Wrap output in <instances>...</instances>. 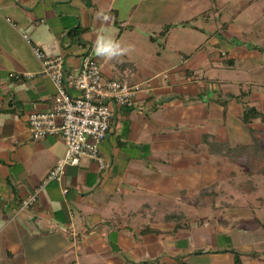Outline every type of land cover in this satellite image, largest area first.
Here are the masks:
<instances>
[{"label":"crops","instance_id":"0c3cea01","mask_svg":"<svg viewBox=\"0 0 264 264\" xmlns=\"http://www.w3.org/2000/svg\"><path fill=\"white\" fill-rule=\"evenodd\" d=\"M239 1L250 4L238 8ZM256 1L0 0V264H188L189 253H198L190 244H202L195 229L211 213L199 207L203 197L220 209L221 160L242 163L248 184L264 175L247 169L254 156L262 159L264 122L240 118L244 105L264 112V4ZM76 28L71 37L67 31ZM24 33L47 55L63 56L65 76L89 53L104 78L140 84L133 106L114 107L99 146L105 169L82 158L60 180L43 183L65 145L58 136L29 133V113L51 105L54 87ZM98 34L131 51L111 60L97 56ZM216 68L241 77L222 78ZM11 72L33 76L16 80ZM232 81L237 90L222 91ZM229 131L236 139L227 140ZM207 141L248 153L231 161L210 152ZM37 189L35 202L22 207ZM217 220L204 232L208 244L224 232ZM241 220L234 222L263 229L257 220Z\"/></svg>","mask_w":264,"mask_h":264},{"label":"built area","instance_id":"2783aa9c","mask_svg":"<svg viewBox=\"0 0 264 264\" xmlns=\"http://www.w3.org/2000/svg\"><path fill=\"white\" fill-rule=\"evenodd\" d=\"M5 19L13 24L9 17ZM23 38L31 44L34 56L42 65L41 73L54 87L51 105L45 110L29 113V133L34 139L58 136L65 145L63 156L48 171L43 183L60 180L66 166L75 165L82 158L95 161L100 170L105 169L107 163L99 152V146L106 137L114 107L133 106L140 84H130L125 77L104 78L101 65L89 53L81 55L76 73L65 76L62 55L49 56L32 44L26 33ZM9 76L23 80L32 77L33 73L11 72ZM70 89L77 94L70 93ZM37 191L25 198L21 206L32 205Z\"/></svg>","mask_w":264,"mask_h":264},{"label":"rangeland","instance_id":"374dc122","mask_svg":"<svg viewBox=\"0 0 264 264\" xmlns=\"http://www.w3.org/2000/svg\"><path fill=\"white\" fill-rule=\"evenodd\" d=\"M256 0H253V3ZM258 1V0H257ZM256 1V2H257ZM252 3V4H253ZM250 3H246V1H239L235 5L239 8L242 5H248ZM261 4H264V0H262ZM255 5V4H253ZM227 6V5H226ZM252 19V17L250 18ZM177 29V28H176ZM176 33H179V30H175ZM177 40L182 41L180 34L176 37ZM176 40V42H177ZM259 41V40H258ZM220 72V77L228 78L233 80L232 78H240V71H234L232 69L227 68H216ZM264 71V67L259 69ZM233 76V77H232ZM229 88H225L221 86L222 91L224 89L227 92H235L237 90V85L235 81H232L229 85ZM245 87V86H244ZM225 91V90H224ZM234 98V96H233ZM260 123V122H259ZM261 126L259 129L260 135L264 137V124H258ZM229 130V129H228ZM227 136V140L236 139L237 133L234 131H229V133L225 132ZM241 136V135H240ZM226 140V139H225ZM264 153V147L262 150V154ZM228 160L229 158L226 157ZM251 166H247V169H250L253 175L259 176L261 175V171H264V159H260V157H256L250 161ZM242 163L234 164L230 163L227 160H221L222 171L219 174L220 178L219 182H221L220 186V194L218 193L216 196L220 200V211L216 210L213 206V198L206 195L203 197L204 204L198 205L199 207H203V210L210 209L209 215H206V218L203 219V225H200L199 229L196 228L197 231L196 236L200 239L202 244H190L189 249L192 252L193 250H197L198 253H189L188 259L186 262L188 264H233V251H238L240 254L241 261L245 264H264V231L261 228L258 229H250L252 226L247 223H241L240 225L238 221L242 218H246L245 220L254 221L257 220L261 223H264V175L259 178H254L251 180V183L248 184L247 178L248 175L245 174L244 168L241 167ZM231 171V172H230ZM233 172V173H232ZM264 173V172H263ZM237 176V178H236ZM236 178L237 185L234 184L232 187L229 185V179L234 180ZM228 181V182H227ZM250 185V186H249ZM230 187V188H229ZM218 186H215L217 189ZM241 191H240V190ZM216 196L214 199H216ZM230 196H233L235 199L234 202L230 201ZM262 201H261V200ZM233 203V204H231ZM192 203H190L191 205ZM238 206L237 209H231L234 206ZM232 206V207H230ZM260 206V208H259ZM258 208V209H257ZM205 209V213H207ZM190 208L189 215L190 219H193L196 211L192 212ZM219 214V216H218ZM218 218L216 225L222 229L224 232L219 235L217 238L212 237L210 244H208V239L204 236V232L206 233L210 229V222H215ZM183 218H179V221ZM221 220V221H220ZM241 220V221H245ZM236 224H235V222ZM247 221V222H248ZM182 222V221H181ZM234 222L235 226H232L231 223ZM207 224V225H205ZM264 225V224H262ZM207 230V231H206ZM210 246V247H208ZM208 248H211L208 250Z\"/></svg>","mask_w":264,"mask_h":264},{"label":"trees","instance_id":"16d2710c","mask_svg":"<svg viewBox=\"0 0 264 264\" xmlns=\"http://www.w3.org/2000/svg\"><path fill=\"white\" fill-rule=\"evenodd\" d=\"M262 19L264 22V8H263ZM76 32H78L77 28L76 29H70L67 31V33L71 37H74ZM76 40L80 41L78 38H76ZM262 45L264 46V37L262 40ZM240 118H241L242 122L246 123V124L252 122L255 119H259L260 121L264 122V112L256 109L254 106L244 105ZM250 134L252 136V140H253V144H254V150H256V152H257V154H255V155H260L259 150L261 149V147L259 146L258 138L254 135L253 129H250ZM204 140H206V139H204ZM207 145H208L210 152L216 153L220 156L228 157L229 160H231V161L236 159V155L248 153L246 151V149L243 147H240V146L230 147L228 145L218 143L216 141H207ZM254 158H255V156H254ZM261 158L264 159V153L263 154L261 153ZM262 172H264V171H262ZM171 216H173V215H171ZM175 216H177V215H175ZM177 218H179V217H177ZM175 222L176 223L174 226V230L179 228L178 222L177 221H175ZM262 227L264 229V225H262ZM146 230L153 231L152 229H146ZM232 253H233V263L234 264H243L238 251H233ZM157 264H165V263H157Z\"/></svg>","mask_w":264,"mask_h":264},{"label":"clouds","instance_id":"9594fccd","mask_svg":"<svg viewBox=\"0 0 264 264\" xmlns=\"http://www.w3.org/2000/svg\"><path fill=\"white\" fill-rule=\"evenodd\" d=\"M131 51V46H122L113 37L98 34L94 42V52L97 56L106 59H114Z\"/></svg>","mask_w":264,"mask_h":264}]
</instances>
